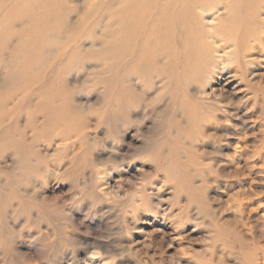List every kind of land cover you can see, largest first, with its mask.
Wrapping results in <instances>:
<instances>
[{"label": "rangeland", "instance_id": "1", "mask_svg": "<svg viewBox=\"0 0 264 264\" xmlns=\"http://www.w3.org/2000/svg\"><path fill=\"white\" fill-rule=\"evenodd\" d=\"M104 2L66 0L30 61L18 41L36 26L3 28L0 264L245 263L244 224L264 229V45L240 42L226 63L172 82L136 79L98 58L106 19L92 11ZM11 3L0 0V19ZM65 30L78 61L51 66L58 53L40 48Z\"/></svg>", "mask_w": 264, "mask_h": 264}, {"label": "bare ground", "instance_id": "2", "mask_svg": "<svg viewBox=\"0 0 264 264\" xmlns=\"http://www.w3.org/2000/svg\"><path fill=\"white\" fill-rule=\"evenodd\" d=\"M34 1L11 0L12 3L5 14V20L0 19V41L11 34L10 31L5 34L2 31H4V27L9 26L13 18L21 17L25 24L36 26V29L28 37L19 38L18 44L22 47V61H30L34 56V51L27 50V47L35 42L40 44L48 42L47 40L55 34V30L59 27V19L64 17L62 12L66 0H41L44 10L32 8ZM92 12L96 14L97 18L106 19L104 40H102L104 42L99 47V60L111 59L114 63L117 62L126 68L130 67L134 72L132 75L136 76V79L138 76H148L151 73V81L154 83L174 81L176 74L179 75L180 68L184 74L188 75L194 70L203 69L205 71L209 67L213 68L221 65L220 63L224 64L233 52L228 48L240 46V42L244 43L240 48L246 47L250 41L264 45V0H110L108 3L97 5ZM64 32L63 36L58 34L56 38L59 40L60 46L57 45L56 48L46 44L40 48L43 53L46 51L58 53L57 60H53L51 66L61 67L62 63L71 64L77 59V52H79L77 46H81V44L78 43L76 35H69L67 30ZM108 39L110 42H105ZM96 41L98 39L94 38L92 42L94 46L97 45ZM67 44H71L69 46L71 50L67 49ZM225 48L229 52L220 54ZM215 55H217L218 61H216ZM39 76L46 80L45 83L48 82L46 74L43 77ZM31 81L32 77L30 80H24L23 77L16 81V84L25 86ZM162 86L165 88V85ZM53 95H48V98L45 99L51 102L54 99ZM56 96H59V93ZM241 214L243 213L241 212ZM260 219L263 220L261 216ZM244 225L249 231V241L243 240L244 236L242 235L243 241L241 240L240 246L237 243L242 254V261L247 264L250 258L249 252H252L251 258L254 263L264 264V244H260L259 241L264 239V229L258 235L253 226Z\"/></svg>", "mask_w": 264, "mask_h": 264}]
</instances>
